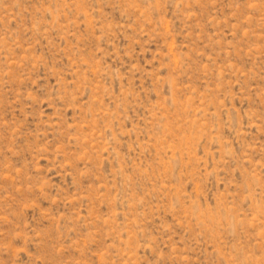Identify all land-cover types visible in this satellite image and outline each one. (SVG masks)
Wrapping results in <instances>:
<instances>
[{"label": "rangeland", "instance_id": "rangeland-1", "mask_svg": "<svg viewBox=\"0 0 264 264\" xmlns=\"http://www.w3.org/2000/svg\"><path fill=\"white\" fill-rule=\"evenodd\" d=\"M0 264H264V0H0Z\"/></svg>", "mask_w": 264, "mask_h": 264}]
</instances>
